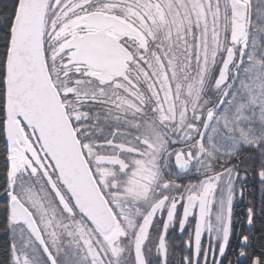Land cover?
<instances>
[{
	"label": "snow or ice",
	"instance_id": "obj_1",
	"mask_svg": "<svg viewBox=\"0 0 264 264\" xmlns=\"http://www.w3.org/2000/svg\"><path fill=\"white\" fill-rule=\"evenodd\" d=\"M0 264H264V0H0Z\"/></svg>",
	"mask_w": 264,
	"mask_h": 264
}]
</instances>
